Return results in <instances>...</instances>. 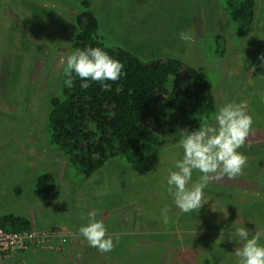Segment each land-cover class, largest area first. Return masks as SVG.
I'll return each instance as SVG.
<instances>
[{
  "label": "rangeland",
  "instance_id": "obj_1",
  "mask_svg": "<svg viewBox=\"0 0 264 264\" xmlns=\"http://www.w3.org/2000/svg\"><path fill=\"white\" fill-rule=\"evenodd\" d=\"M80 1L0 0V215L26 217L34 230L73 234L60 252L30 249L59 255L56 260L28 263L238 264L241 244L229 240L234 230L264 229V0H255V20L242 32L234 30L221 0H86L105 44L146 60L180 59L206 73L217 106L247 105L254 123L238 150L247 158L242 174L211 176L205 203L193 215L181 213L164 190L168 171L182 158L178 134L159 131L161 146L144 161L113 160L88 181L49 143V102L59 94ZM180 31L190 32L192 42L180 41ZM214 35L221 37L219 55ZM42 174L53 177L51 196L36 193ZM198 179L194 172L192 182ZM93 210L113 238L111 252H99L79 235ZM18 254L0 264H17Z\"/></svg>",
  "mask_w": 264,
  "mask_h": 264
},
{
  "label": "trees",
  "instance_id": "obj_2",
  "mask_svg": "<svg viewBox=\"0 0 264 264\" xmlns=\"http://www.w3.org/2000/svg\"><path fill=\"white\" fill-rule=\"evenodd\" d=\"M221 1L236 32L253 24L255 0ZM91 8L88 1H80L69 54L85 47H101L122 62L124 75L118 81H106L109 87L105 90L97 82L81 89L79 78L66 87L62 74L59 94L50 99L47 114L49 143L70 169L79 170L83 181L113 160L131 166L144 161L160 148L159 131L166 136L177 135L178 128L195 129L217 108L213 84L206 73L174 57L146 60L120 46L105 44ZM219 39L213 36L216 55L221 54ZM35 189L40 196H51L55 191L53 177L40 175ZM0 229L23 233L33 227L26 217L5 214L0 215ZM99 262L95 258L92 263Z\"/></svg>",
  "mask_w": 264,
  "mask_h": 264
},
{
  "label": "clouds",
  "instance_id": "obj_3",
  "mask_svg": "<svg viewBox=\"0 0 264 264\" xmlns=\"http://www.w3.org/2000/svg\"><path fill=\"white\" fill-rule=\"evenodd\" d=\"M178 39L192 42L193 36L188 31H180ZM264 66V57H260ZM124 65L110 56L101 47L77 49L67 56L63 69L64 84L71 87L73 80L79 78L80 88L87 89L89 82L99 83L105 90L109 84L124 75ZM253 119L247 112V105L241 101H226L203 119L195 129L178 128L179 147L182 158L174 162L173 169L165 178L164 190L172 197V202L181 213H196L205 203L204 190L210 177L215 175L236 177L242 174L247 158L238 150L245 144L253 128ZM199 173V179L192 182L193 173ZM169 208L161 210L163 223H168ZM227 215H225L226 218ZM96 211L87 214V223L79 227V235L87 241L88 246L101 253L111 252L114 248L113 238L107 235V228L97 220ZM264 229L251 232L243 225L234 230L235 249L238 264H264Z\"/></svg>",
  "mask_w": 264,
  "mask_h": 264
},
{
  "label": "built area",
  "instance_id": "obj_4",
  "mask_svg": "<svg viewBox=\"0 0 264 264\" xmlns=\"http://www.w3.org/2000/svg\"><path fill=\"white\" fill-rule=\"evenodd\" d=\"M73 234L64 230H30L23 233L6 232L0 229V260L12 258L31 248L57 252L62 251L65 239Z\"/></svg>",
  "mask_w": 264,
  "mask_h": 264
},
{
  "label": "crops",
  "instance_id": "obj_5",
  "mask_svg": "<svg viewBox=\"0 0 264 264\" xmlns=\"http://www.w3.org/2000/svg\"><path fill=\"white\" fill-rule=\"evenodd\" d=\"M57 257H59V255L55 256L49 252L30 250L27 253L18 254L15 257L14 261H16L17 264H29L28 260L31 261V260L36 259L39 262L41 259H47V258H52L53 260L54 259L56 260ZM0 263H1V261H0Z\"/></svg>",
  "mask_w": 264,
  "mask_h": 264
}]
</instances>
